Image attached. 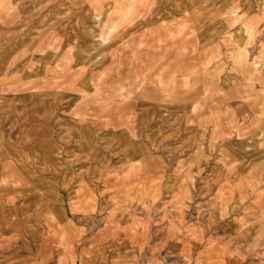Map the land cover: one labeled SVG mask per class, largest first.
I'll return each mask as SVG.
<instances>
[{"label":"rangeland","instance_id":"1","mask_svg":"<svg viewBox=\"0 0 264 264\" xmlns=\"http://www.w3.org/2000/svg\"><path fill=\"white\" fill-rule=\"evenodd\" d=\"M246 92L264 0H0V264H264Z\"/></svg>","mask_w":264,"mask_h":264},{"label":"crops","instance_id":"2","mask_svg":"<svg viewBox=\"0 0 264 264\" xmlns=\"http://www.w3.org/2000/svg\"><path fill=\"white\" fill-rule=\"evenodd\" d=\"M243 103L244 125L248 127L250 124H255L262 132L261 139L264 140V109L258 110V105L250 99L249 93H245Z\"/></svg>","mask_w":264,"mask_h":264}]
</instances>
